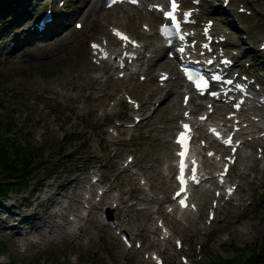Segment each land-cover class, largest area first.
<instances>
[{"label":"rangeland","instance_id":"rangeland-1","mask_svg":"<svg viewBox=\"0 0 264 264\" xmlns=\"http://www.w3.org/2000/svg\"><path fill=\"white\" fill-rule=\"evenodd\" d=\"M36 1L39 2L38 7L44 9V3L49 0ZM58 2L59 0H53L51 4L57 7ZM261 3L255 7L264 13V0H261ZM66 4L67 2L63 3L59 9H66L68 7ZM93 7V12L97 14L95 10L98 4ZM32 8L36 7H29V10L31 11ZM128 10V12H134ZM248 11L251 13V10ZM123 14L125 13L119 9L112 13V16L118 26L122 24L132 30V26H127ZM136 16L134 23L138 25L137 29H140L143 20H139L138 23V20H135ZM87 17L94 19L95 28L101 29L107 23L92 13H89ZM224 19L227 27L232 28L228 19ZM254 20L261 23L259 27L263 30L264 20L261 16H251L242 25L246 27ZM71 23L63 28L64 32L60 33L61 29L56 36L39 42L35 41L37 44L46 43L45 46L50 50H37L33 49L35 45L24 44L6 58L3 56L6 40H0V137L5 142V150L10 156L11 165L14 162L20 164L14 158L16 142H20L24 148H29L33 163L39 164L35 171L30 170L27 174L33 175L34 179L25 184H18L17 190L6 193L5 200L0 199V209L9 210L12 214H40L42 211L39 207H35L36 202L33 197L43 199L50 191L47 185L67 182L71 174L68 178L65 176L71 170L73 163L88 157L85 155L86 150L98 156L112 158V150L104 147L106 141L104 142L103 136L108 133L101 123L103 118L100 113H97V111L100 112L97 109L103 106L106 97L96 100L99 91L96 89L97 85L91 84L89 78L94 72L92 68L88 72H81L79 66V62L85 56V43L68 42L70 38L60 41L66 33H71ZM89 33L90 31L85 32V34ZM252 33L249 34L253 36ZM243 36H247L243 31L238 33L235 30L231 33V37L235 39H242ZM150 38L154 40V37ZM58 39L60 43L57 42ZM247 39L257 48L258 39L256 40L255 37H247ZM249 58L263 59L259 56V52L250 53ZM162 62L164 60L159 61V63ZM104 88L113 95L118 91V85L110 88L107 84V88L106 86ZM143 93H145L143 89L135 91V94ZM167 101L172 103V98L168 97ZM163 106L165 105L161 107ZM170 108L173 109V107ZM156 120L161 122L158 118ZM171 126L172 123L166 129L153 130L141 147L142 154L149 153L160 158L159 163L148 161L150 166L153 164L150 170L155 178L159 177L157 167L169 153L166 145H168L167 139ZM133 137L137 142L136 134ZM80 152L82 156L79 155ZM261 165L263 161L259 160L252 172L254 177H245L241 187L242 195L247 196V202L253 205L250 206L253 208L250 211H256L259 207L256 214L249 213L248 217L245 216L244 228L240 226L244 231L241 235L228 234L226 231L230 225L224 226L219 220L213 221L209 226L206 225L205 231L197 232V234L195 227L188 223L185 226L176 224L177 233L172 235V242L178 237L183 240L184 246L177 251L171 243L170 251L188 255L192 264H264V170L259 169ZM21 168L22 166L19 167L20 170ZM23 173L24 171H21L18 175L11 173L2 176L1 172L0 178L21 177ZM252 178L253 181L250 183ZM39 181L43 182L41 186L38 185ZM153 182L157 185L159 180ZM1 183L5 184L6 181H0V189H3L5 185L2 186ZM32 187L39 192L32 195ZM59 191L67 193L69 189H59ZM201 199H206L208 202L209 195L201 194ZM144 205L145 203L142 202L137 207ZM207 206L209 207L208 203ZM206 212L207 208L196 223L198 228L205 225ZM144 218L145 216L136 211L135 207L130 208L122 226L127 229V232H134L138 226L142 227V225L148 228L149 221L143 224L141 222ZM154 221L153 218V225ZM91 223L85 226L91 234V243L86 238H81L76 244L57 237L55 243L51 241L48 244L43 243L37 250H30L26 254L18 252L14 243L0 234V264H144L143 252L149 250L147 247L151 242L148 236L143 237L141 250L132 248L135 251L129 252L132 249L125 248L110 229H102L99 223L98 225ZM249 224L255 226V230L246 231L245 227ZM165 264H179L177 255L174 257L173 254L169 256L167 253Z\"/></svg>","mask_w":264,"mask_h":264},{"label":"bare ground","instance_id":"bare-ground-1","mask_svg":"<svg viewBox=\"0 0 264 264\" xmlns=\"http://www.w3.org/2000/svg\"><path fill=\"white\" fill-rule=\"evenodd\" d=\"M236 1L230 0L229 5L235 3ZM254 2H257V3L261 4V0H241L240 1V4L242 3V5H238V7H244L246 9H248L249 7L252 8V6L255 4ZM30 4H31L30 0H20V5H19L20 8L17 10V13L13 16L12 21L9 22L7 25L4 24V25L0 26V31H9V28L11 27V25L15 24L16 22L21 21L23 19L26 21L28 19V12H29L28 6ZM121 7H123V5H118L116 7L114 6L112 9H108V10L107 9H104V8L103 9L100 8L99 11H98L99 12L98 13V16H100V18H102V19L105 18V20L108 21L109 24H114V23H110L112 20H114V17L112 16V12L115 13V11L116 10H119V8H121ZM143 8H145L147 10V13H144L143 14V13L137 12V14H139V16H138L139 19L140 18H143V17H147V20L149 21V24L150 25H153L154 22L160 20V15L157 12H155L154 10H151V11L148 10L147 9V4ZM215 9H218V8H215ZM215 9H208L206 11H201L200 13H196L195 14L196 15V18L199 19L198 20V23H200V21L203 20L202 15H204L205 13H207V14L208 13H211V11H214ZM121 11H123L125 14L127 13L126 10H121ZM253 14L256 15V16H258L260 14V12L258 10H253ZM76 15H78V10H75L72 13L71 12H68V13H64V14H57V15H55V22L51 26H49V28L47 30H45L44 32L41 33V37H38V35L40 33L37 32L36 29H34L33 31L27 32L26 36L23 37L21 40L31 41L32 39H35V38H45V37H49V36L53 35L58 29H60L62 23L65 22L64 25H66V23L69 20V18L75 17ZM127 16H128L129 21H130V23L132 25L134 23L133 22V19L135 18V16L132 15V14H128V13H127ZM238 18L239 19L241 18L240 15H239ZM207 20L208 19H205L204 22H206ZM113 22H116V21L114 20ZM145 24H147V23H145ZM114 26H116V25H114ZM258 26H259V24L257 22H254V24L252 25V29L253 28H256ZM216 30L218 31V27H216ZM95 32H96V34L98 36L101 34V36H99L100 39H104L105 38L103 35H105L109 39L110 38H113L110 33H108V32L105 31L104 28H102L101 30H95ZM218 32H219L218 35L229 37L228 34L225 33V31H221L220 30ZM131 34L134 35L135 37H137V36L142 37V36L147 35L149 33L145 32V31L143 32L142 30H140V31L131 32ZM257 36H258V38L260 36L261 37V40L264 41V33H260ZM227 37H226V41H225L227 44L228 43L235 44V42H231V40L228 39ZM18 39H20V38L19 37H13V38H11L10 42L13 43L12 48H14L16 46V42H17ZM60 41H62V40H60ZM60 41L58 40L57 42L60 43ZM236 44H238V43H236ZM260 44H262V43L260 42ZM144 46H146V44H144ZM40 48H42V50H50V49H47V47L44 46V45L38 47L37 50H39ZM154 49L157 50V46H155ZM91 66H92L91 63L88 61V58H86V57H84L81 60V62H80V70L82 72H86ZM161 66H164V69L166 67H168V66H171L170 65V61L167 60L166 63L165 64H161ZM96 81H97V79L94 78V79L91 80V83H94ZM159 94H162V92L159 91L157 88H155V89L152 88V89H150V92L147 94V100L153 99L156 96H158ZM166 94L167 93H164L163 94L162 99H161L162 102L165 100V95ZM145 105H146V102L144 100H142V102L140 104L141 109H144ZM178 108H179V105L177 104L176 105V109H178ZM165 111L170 113V115L166 118L168 120V122H172V121L176 120V118H177L176 115L177 114L171 113L169 111V106L168 105H165V107H163L162 110L157 111L158 112V116L160 118H163L162 113L165 112ZM93 157L95 158V161H93V163H99L100 162L99 166H102L103 165L102 164V159L100 157H98V156H93ZM158 157L159 156H155L154 157L152 154L147 155V159H151V160H153L154 162H157V163L160 162V160H159ZM77 167L78 166L75 163H73V165L71 166V168H72V170H71V177L68 178L67 182L65 181L63 184L62 183H59V182L58 183H52V185H50V186L47 185V188L50 191H49L48 194L45 195V197L43 199H38V197H33L34 198V201L36 202V207H39L40 210H42L43 213H47L48 214L47 215L48 217H51L52 216V213L51 212H48V210L52 206L55 205L56 202L54 200V195H56L59 192V189H62V190L63 189H66L68 186H71L73 184H74V189L79 186L78 184L81 182L80 180L83 179V177L80 176L81 175V171H83V169L80 170ZM87 177L88 176H85V178H87ZM152 178H154V175H150V173H149V175H146V180L150 183L149 184L150 187L151 186L153 187V184H154V183L151 182ZM42 184H43L42 181H39L38 182V185L39 186H41ZM125 192H126L125 190H121V194L122 195ZM131 193H135V192H131ZM63 195L66 196V194H63ZM132 195H134V194H132ZM106 198H107V200H106ZM168 199L169 198L167 196H163L161 199L155 197V198H152L150 201L151 202H159V203L161 202L162 203V202H164L165 200H168ZM111 200H113V198L111 199L106 194H104L103 199L101 198L100 199V202L89 201L90 208H92V209L100 208L99 207L100 204L110 203ZM117 200H119V207L116 206V208H113L112 205H110V206H108L106 208V211L107 210H110V211H108V216L106 215V219L108 220V222H112L111 221L112 219L111 218L109 219V217L111 215V210L113 212V217L114 218L121 219L122 220L123 213H124V215H127L126 214V212H127L126 209L129 206H133L132 204L131 205H124L125 204V199L122 196H120L119 198H117ZM242 200L243 199H242L241 196L236 197V203L232 204V209L228 213L229 215L224 216L223 225L224 226L225 225H230L228 227L229 229L226 231L230 235H232V234L241 235L244 231H243V229H241L240 226H242L244 228L243 221L246 219L245 216L247 215V217H248V214L249 213L256 214L257 211L259 210V207H258V209L256 211H254V210L250 211L253 208L250 207V206L243 205V203L241 202ZM248 205H251V204H248ZM203 207H204V204L201 203L200 210ZM240 207H241V209H239ZM73 210H75V208L70 205V206H67V207L64 208V213H67V212L73 211ZM101 210H103V207L100 208V211ZM234 211H237V212L233 214ZM109 212H110V214H109ZM140 214H142L146 218H148L147 211H142V212H140ZM17 215L19 216V220L16 223L17 225L18 224H27L28 226H30V228H29L30 230H34V232H36V234H38L39 237L41 236L39 227H34L35 226V221L37 219H40L41 218V216H42L41 214L32 213V214L23 215V214H16V213H13L12 214V212H9L8 217L9 216L10 217H16ZM54 216H56L55 212H54ZM61 216L64 217V215H61ZM92 219H93V217H92ZM87 221H90V218H88ZM233 222H236V223H233ZM11 225H12V223H11ZM117 228H118V225H116L115 229H117ZM245 229H246V231H250V230H253V229L255 230V226L253 227V225L249 224V225H247L245 227ZM142 230H143V228L141 229V231ZM256 230H257V228H256ZM81 231H83L84 233L87 232L86 229H84V230L82 229ZM153 232H155V230ZM66 235H70V236L74 237V242L76 244L78 243V238H77L78 236H75V234L74 235H71L70 233L66 234L65 232H61L60 235H59V237L67 240V236ZM136 235L141 236L142 235V232H140V230L138 229ZM55 237L56 236H52L50 238V240L48 239L46 241V243L48 244L49 241L55 243L56 242V238ZM6 238H8L9 240L12 241V240H15L16 239V236L11 235L10 237H6ZM35 243L36 242H31V247L34 250L36 248L35 245H34ZM165 243H169V239H167ZM147 263H149V262L147 261Z\"/></svg>","mask_w":264,"mask_h":264},{"label":"snow or ice","instance_id":"snow-or-ice-1","mask_svg":"<svg viewBox=\"0 0 264 264\" xmlns=\"http://www.w3.org/2000/svg\"><path fill=\"white\" fill-rule=\"evenodd\" d=\"M113 2H115V0H113ZM133 2H135V0H133ZM171 8H172V11L166 12L165 15H166V17H168L171 20V22L173 24H175L177 29H179V24L177 23L176 16H175V12L178 9V5L176 3V0H171ZM185 15H190V13H185ZM78 27H79V25H78ZM116 34L118 36H120V38L122 40L128 41L129 43H134V42L130 41L127 36H125V35H123V34H121L119 32H117ZM93 47L96 48L98 46L97 45H93ZM180 51L183 52L184 49L181 48ZM163 78H166V77H163ZM189 79H191V77H189ZM217 79H219V77H217ZM228 83H231V81H228ZM196 84H197V88L201 89L202 86H203V88H206L208 82L206 80H204L203 77H201L200 80H198L196 82ZM212 95H217V93H212ZM185 102H187V97H185ZM235 107L239 108V104L235 105ZM185 115H187V113H185ZM182 127H183L184 131L181 132L179 134L178 138H177V143L181 145L182 149H184L183 151L178 153V155L181 157V163H180V175L177 177V179L180 181L182 187H181L180 192H178L176 194L177 196H180L181 192L184 191L183 185H185V183H186V181L184 179V170H185V167H186V165L184 164V156H185L186 151H187V141H188V139H190V136H189V132H190L189 125L183 124ZM217 135H219V134L217 133ZM224 143L231 144L232 143L231 137H229L227 140H225ZM193 171H194V169H193ZM194 178L195 177L193 176V179ZM180 203H181L182 206L185 205V201L183 199L180 200Z\"/></svg>","mask_w":264,"mask_h":264},{"label":"trees","instance_id":"trees-1","mask_svg":"<svg viewBox=\"0 0 264 264\" xmlns=\"http://www.w3.org/2000/svg\"><path fill=\"white\" fill-rule=\"evenodd\" d=\"M0 156H3V161H2V164H4L3 165V167H2V165L0 164V173L2 172V173H4V172H11L12 171V169H14V167H11L10 165H9V163H6V161L9 159L8 158V156H6V152H5V150H4V143H3V141H2V139H1V137H0ZM9 182L10 181H6V184L5 185H9ZM2 185H4V184H2Z\"/></svg>","mask_w":264,"mask_h":264}]
</instances>
